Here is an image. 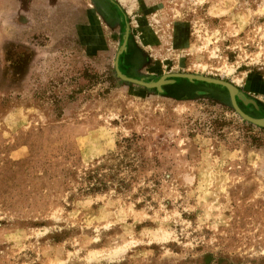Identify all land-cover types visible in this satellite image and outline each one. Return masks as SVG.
Returning <instances> with one entry per match:
<instances>
[{"label": "rangeland", "instance_id": "1", "mask_svg": "<svg viewBox=\"0 0 264 264\" xmlns=\"http://www.w3.org/2000/svg\"><path fill=\"white\" fill-rule=\"evenodd\" d=\"M115 58L264 118V0H0V264H264V127Z\"/></svg>", "mask_w": 264, "mask_h": 264}, {"label": "water", "instance_id": "2", "mask_svg": "<svg viewBox=\"0 0 264 264\" xmlns=\"http://www.w3.org/2000/svg\"><path fill=\"white\" fill-rule=\"evenodd\" d=\"M124 42H125V37L123 39V43L120 46L117 54H119L120 51L124 49ZM114 69H115L116 75L121 80L130 82V83H133V84H137V85L143 86L145 88H155L156 90H159V87L161 85L170 83V81L166 79L168 77L185 78L187 80H199V81H203V82H206V83H211V84H215V85L221 86V87L225 88V90H226V92L228 94L230 105L233 108V110L238 114V116H240V118H242L243 120H246L247 122L252 123L254 125H257V126H260V127H264V121L261 122V120H264V118H262V119L250 118V117L246 116L245 114H243L238 109V107L235 104L234 97H237L243 103H246L248 101L246 99H244V97L238 93L237 89L234 86H232L231 84H229L227 82H224V81H221V80H217V79L206 78V77H202V76H195V75H191V74H179L178 73V74L163 75V76L159 77L155 82L145 83V82H143L141 80H135V79L127 78V77L121 75L118 72L117 68H116V58H115V61H114ZM162 78H165L164 81L162 83H159ZM239 95L241 97H239Z\"/></svg>", "mask_w": 264, "mask_h": 264}, {"label": "bare ground", "instance_id": "3", "mask_svg": "<svg viewBox=\"0 0 264 264\" xmlns=\"http://www.w3.org/2000/svg\"><path fill=\"white\" fill-rule=\"evenodd\" d=\"M164 79L165 78H162L161 80H160V82L159 83H162L163 81H164ZM264 120H261V122H263Z\"/></svg>", "mask_w": 264, "mask_h": 264}]
</instances>
